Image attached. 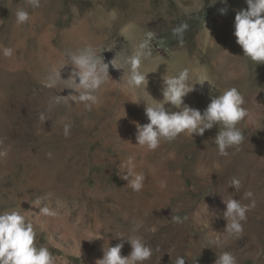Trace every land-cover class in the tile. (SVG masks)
I'll list each match as a JSON object with an SVG mask.
<instances>
[{
    "label": "rangeland",
    "instance_id": "rangeland-1",
    "mask_svg": "<svg viewBox=\"0 0 264 264\" xmlns=\"http://www.w3.org/2000/svg\"><path fill=\"white\" fill-rule=\"evenodd\" d=\"M247 7L246 0H39V7L0 0V152L7 153L0 156V213L17 210L32 218L36 243L49 248L55 264H96L104 245L122 241V255H128L130 244L116 235L134 234L136 223L153 249L144 264H174L181 256L175 238L203 237L208 228L223 240L219 253L231 251L238 264H264V63L244 56L233 34L236 13ZM18 9L29 13L27 23L16 22ZM183 23L182 37L174 36L173 28ZM122 29L132 38H124ZM149 32L153 59L142 70L154 72L147 88L126 90L123 69L110 65L112 79L91 111L72 99L68 53L91 46L110 62ZM4 47L14 50L11 57L3 56ZM185 68L190 83L198 72L212 83L196 84L186 104L204 109L229 87L245 98L252 118L240 121L244 140L227 157L215 144L218 126L203 136L182 133L155 150L136 144V122L148 120L145 107L132 100L162 99L153 85L161 89L164 75ZM130 157L145 176L139 192L123 179ZM233 178L241 182L238 191L229 186ZM249 190L253 196L243 202L255 206L243 234L225 238L224 199ZM45 206L57 215H42ZM186 248L192 250L183 254L186 264L208 263L219 254L199 253L194 244Z\"/></svg>",
    "mask_w": 264,
    "mask_h": 264
},
{
    "label": "clouds",
    "instance_id": "clouds-1",
    "mask_svg": "<svg viewBox=\"0 0 264 264\" xmlns=\"http://www.w3.org/2000/svg\"><path fill=\"white\" fill-rule=\"evenodd\" d=\"M226 3V0H224ZM32 7H39V0H27ZM247 8H242L235 15L234 36L236 43L241 46L244 56L250 58L256 64L264 63V0H246ZM221 14H226L227 9H220ZM30 19L29 13L24 9L16 12L18 24L27 23ZM186 23L173 28L174 36L182 37L187 29ZM122 35L131 39V33L122 29ZM154 33H147L139 40L130 53L121 55L117 52L110 62H105L102 55L104 50L97 52L95 48L86 46L76 52L68 53L71 71L67 79L71 80L69 89L75 90L72 99L82 103L85 109L91 111L98 104L97 93L104 85L112 79L110 65L115 69H123L122 83L126 90L146 87L149 83L148 74L154 71H143L145 61L153 59L150 40ZM13 49L4 47V57H11ZM119 58V59H118ZM57 76L60 73L57 72ZM211 81L206 72H198L196 82L190 83V70L185 68L174 76L167 74L162 77V99H156L149 103L145 99L133 102H145V116L148 122L140 124L136 122V140L138 145L146 146L149 150L157 149L162 141H173L180 134L203 136L207 130L218 126L219 131L215 135V144L220 156L227 157L229 149L236 148L243 142L244 135L238 127L241 120L251 119L250 111L244 107L245 98L236 87H229L219 91V95L210 97L206 108L200 109L185 103V97L195 90V85H203ZM167 105V107H166ZM176 109V110H173ZM43 119V116H41ZM70 125L65 126L64 134H69ZM0 152V156L6 155ZM127 172L123 179L128 181V186L133 191L139 192L143 188L145 176L142 172H136L133 160L130 157L127 164ZM203 171V170H201ZM206 174V173H205ZM229 186H234L236 191L241 187V182L233 178ZM50 196L51 194H47ZM253 196L252 191H245L239 199H224L226 210L223 213L226 219L224 228L225 238H238L243 234L244 222L247 213L255 206V201L246 204L243 201ZM37 205L40 200H37ZM39 211L44 216L55 217L57 211L47 206ZM178 219V218H177ZM142 223H136L134 234L117 237H125L131 246L128 255H122L124 242L115 246L108 244L103 247V257L96 260V264H144L153 255L151 245L140 234ZM155 231V229H150ZM37 231L32 218L20 211L11 210L0 213V264H55V257L48 247L38 246L36 243ZM102 235L96 236L95 240L101 239ZM85 240V239H84ZM215 249L223 247L221 236L209 238L208 245ZM174 264H186L183 255L178 256ZM214 264H238L236 256L231 251H222L217 254Z\"/></svg>",
    "mask_w": 264,
    "mask_h": 264
},
{
    "label": "bare ground",
    "instance_id": "bare-ground-1",
    "mask_svg": "<svg viewBox=\"0 0 264 264\" xmlns=\"http://www.w3.org/2000/svg\"><path fill=\"white\" fill-rule=\"evenodd\" d=\"M162 86V85H161ZM160 85L158 83L154 84L153 85V90H155V93L158 94L157 96L158 97H161L162 98V93H161V89L159 88ZM147 95H141V98L137 95V98H135V101L137 100H141L142 97H145ZM191 98V97H190ZM147 101H149V103H152L153 101L151 99H147ZM189 101V100H188ZM186 101V103L188 102ZM136 102H134L135 104ZM137 105L139 104L140 107L143 106L145 107V102L144 101H141L139 103H136ZM199 212L201 214H205L207 217L208 216H214V217H218V214L215 213L214 211L212 210H207L206 212L200 208ZM113 215V214H112ZM206 218V217H205ZM80 230H83L82 227L80 228ZM208 234L206 236H203V237H200L199 235H191L189 237V239L187 240L186 236H177L174 240V248H175V254H179V255H183L185 253H189V254H192V250H188L186 248V245H191V244H194L195 246V251L199 252V253H205V254H210L211 256H215L217 253H219V249L218 247L215 249L214 247L212 246H207L208 245V241H209V238L211 237H214V231H213V228H208ZM86 237V236H85ZM84 237V238H85ZM175 257V256H174ZM216 259L214 260H211L209 261L208 263H203V264H214ZM169 264V263H168Z\"/></svg>",
    "mask_w": 264,
    "mask_h": 264
}]
</instances>
